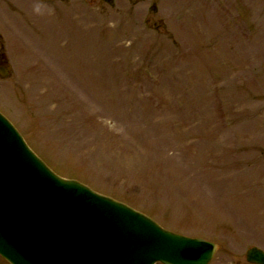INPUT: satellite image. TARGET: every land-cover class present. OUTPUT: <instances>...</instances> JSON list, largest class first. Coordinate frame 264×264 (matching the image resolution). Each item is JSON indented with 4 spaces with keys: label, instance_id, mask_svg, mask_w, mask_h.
<instances>
[{
    "label": "rangeland",
    "instance_id": "obj_1",
    "mask_svg": "<svg viewBox=\"0 0 264 264\" xmlns=\"http://www.w3.org/2000/svg\"><path fill=\"white\" fill-rule=\"evenodd\" d=\"M0 46V111L57 174L211 264L264 250V0H0Z\"/></svg>",
    "mask_w": 264,
    "mask_h": 264
},
{
    "label": "water",
    "instance_id": "obj_2",
    "mask_svg": "<svg viewBox=\"0 0 264 264\" xmlns=\"http://www.w3.org/2000/svg\"><path fill=\"white\" fill-rule=\"evenodd\" d=\"M218 250L62 178L0 113V255L10 264H210ZM246 260L264 264V251Z\"/></svg>",
    "mask_w": 264,
    "mask_h": 264
},
{
    "label": "flooded vegetation",
    "instance_id": "obj_3",
    "mask_svg": "<svg viewBox=\"0 0 264 264\" xmlns=\"http://www.w3.org/2000/svg\"><path fill=\"white\" fill-rule=\"evenodd\" d=\"M1 47V46H0ZM1 51H0V70L5 66V62L2 60L4 57L3 54L1 55Z\"/></svg>",
    "mask_w": 264,
    "mask_h": 264
}]
</instances>
